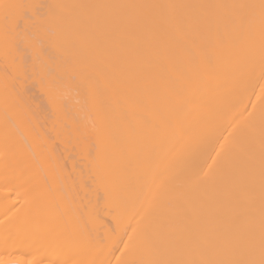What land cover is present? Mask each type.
I'll return each instance as SVG.
<instances>
[{
  "label": "bare ground",
  "instance_id": "6f19581e",
  "mask_svg": "<svg viewBox=\"0 0 264 264\" xmlns=\"http://www.w3.org/2000/svg\"><path fill=\"white\" fill-rule=\"evenodd\" d=\"M0 264H264V0H0Z\"/></svg>",
  "mask_w": 264,
  "mask_h": 264
},
{
  "label": "rangeland",
  "instance_id": "374dc122",
  "mask_svg": "<svg viewBox=\"0 0 264 264\" xmlns=\"http://www.w3.org/2000/svg\"><path fill=\"white\" fill-rule=\"evenodd\" d=\"M71 151L73 152V150H71ZM72 152H71V153H72ZM71 153H69V155H70ZM73 153H74V154L76 153V156H79V155H77V153H78L77 150L74 151ZM78 154H79V153H78ZM72 156H73V154H72ZM72 156H71V158H70L71 160L75 158V156H74L73 158H72ZM69 157H70V156H69ZM78 158H79V157H78ZM78 158L76 157L77 161L81 160V161H79V162L82 163V162H83L82 159H80V158L78 159ZM76 159H75V161H76ZM77 161H76V162H77ZM77 163H78V162H77ZM83 163H84V162H83ZM83 163H82V164H83ZM78 164H79V163H78ZM78 166H82V165L79 164Z\"/></svg>",
  "mask_w": 264,
  "mask_h": 264
}]
</instances>
